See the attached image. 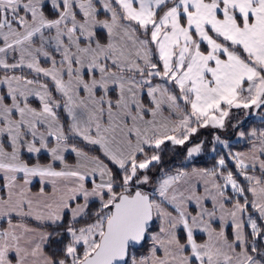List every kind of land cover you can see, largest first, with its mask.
<instances>
[{"label":"snow or ice","instance_id":"6c2138e0","mask_svg":"<svg viewBox=\"0 0 264 264\" xmlns=\"http://www.w3.org/2000/svg\"><path fill=\"white\" fill-rule=\"evenodd\" d=\"M254 116L264 0H0V264H264Z\"/></svg>","mask_w":264,"mask_h":264},{"label":"trees","instance_id":"16d2710c","mask_svg":"<svg viewBox=\"0 0 264 264\" xmlns=\"http://www.w3.org/2000/svg\"><path fill=\"white\" fill-rule=\"evenodd\" d=\"M246 127H248V128L264 127V123L261 122L259 116H254L250 120H248ZM213 130L214 129L211 128V129H208L206 131H201V134L199 137L211 139L212 135L214 134ZM230 136L232 138L234 137V136H232V130L231 129H229L228 132L223 133V138H229ZM230 142L233 145V148H232L233 151H235V150H247L243 141L237 142V139H233V140H230ZM183 156H184L183 149L177 147L175 150V153L169 152L165 156V164L163 165V167L175 168V167L182 166L181 162L183 161ZM28 158H29V156L26 157L25 159H28ZM40 158H41V160L46 161L48 157L46 154H41ZM212 163H213L212 156L205 154V155H202L201 157L197 158L195 161L189 163L188 166L189 167H211Z\"/></svg>","mask_w":264,"mask_h":264},{"label":"rangeland","instance_id":"374dc122","mask_svg":"<svg viewBox=\"0 0 264 264\" xmlns=\"http://www.w3.org/2000/svg\"><path fill=\"white\" fill-rule=\"evenodd\" d=\"M42 64H43V62H42ZM43 66H47L46 64H44ZM29 78H31V77H29ZM30 101H31V103H33V105L34 106H38V100L36 99V98H30ZM208 129H211V128H207V129H201V131H206V130H208ZM201 131H200V133H199V136H200V134H201ZM214 131V133H216L217 132V130H213ZM202 138H204V137H202ZM233 139H236L235 137H233V138H231V140H233ZM235 151H237V150H235ZM240 151V150H239ZM241 151H244V150H241ZM29 156V154H27V153H25V158L26 157H28Z\"/></svg>","mask_w":264,"mask_h":264},{"label":"crops","instance_id":"0c3cea01","mask_svg":"<svg viewBox=\"0 0 264 264\" xmlns=\"http://www.w3.org/2000/svg\"><path fill=\"white\" fill-rule=\"evenodd\" d=\"M43 62V61H42ZM237 151H239V150H237ZM241 151V150H240ZM244 151H246V150H244ZM42 154H46V153H42ZM47 155V154H46ZM69 159H71V157H69Z\"/></svg>","mask_w":264,"mask_h":264}]
</instances>
